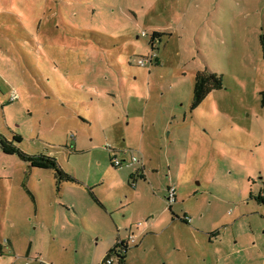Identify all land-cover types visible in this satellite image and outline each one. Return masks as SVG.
<instances>
[{"label":"rangeland","instance_id":"1","mask_svg":"<svg viewBox=\"0 0 264 264\" xmlns=\"http://www.w3.org/2000/svg\"><path fill=\"white\" fill-rule=\"evenodd\" d=\"M263 33L264 0H0V138L75 178L0 145V264H101L129 227L125 264H264Z\"/></svg>","mask_w":264,"mask_h":264},{"label":"trees","instance_id":"2","mask_svg":"<svg viewBox=\"0 0 264 264\" xmlns=\"http://www.w3.org/2000/svg\"><path fill=\"white\" fill-rule=\"evenodd\" d=\"M159 34H160L159 32H153V35H152L151 40H150V42L152 44H153L155 37L159 36ZM259 39H260V43H261L262 59L264 61V33L259 35ZM152 48H153V46H152ZM221 87H222V80H221V77L216 72H213V71H210L207 69L198 70L194 75V83H193L192 99H191V103H190V108L193 109L194 107H196L206 97V95L210 91H212L214 89H220ZM260 94H261V104L264 105V91H262ZM14 139L17 141H20L21 137L19 135H14ZM0 145H1L3 152H5V153H16L21 159L25 160L29 164V166H31V167L52 169L54 171L56 188H59L58 186L62 181H66V180L67 181H74L75 180L74 177L70 176L68 173H66L60 167V165L57 162V160L55 159V157H53L51 155L44 154V153H36V154L24 153L19 148H17L15 145H13V143L11 141H8L3 137L0 138ZM130 175H132V174H130ZM139 176L144 178L143 174H140ZM167 189H168V187H167ZM93 197H94V195H93ZM258 199L264 201V198L261 196L258 197ZM166 200H167V195H166ZM175 200H176V196H175ZM95 201L98 202V200L96 198H95ZM171 204L172 203L168 202V208L169 209L171 208ZM183 219L185 221H188L189 217L187 215H184ZM138 227H139L138 224H136L134 226L135 229ZM132 232L135 234L134 231H131V227H129L128 228V235ZM119 240L125 241V242H123V246L127 245V243H126L127 238H125V239L117 238L115 243L113 244V246L110 247L108 249V251L106 252L105 256L102 259L101 264H105V259H107L109 256H111V254L113 253V251L117 247ZM135 242H136V238H135L134 242H132L131 244H135ZM128 248H129V246L125 248L124 252H121L117 256L119 264H125V262H126L125 261V257H126L125 255H126V251ZM0 254H3L2 244H0Z\"/></svg>","mask_w":264,"mask_h":264},{"label":"built area","instance_id":"3","mask_svg":"<svg viewBox=\"0 0 264 264\" xmlns=\"http://www.w3.org/2000/svg\"><path fill=\"white\" fill-rule=\"evenodd\" d=\"M147 62V58H140L137 60V64L139 65H144ZM18 95L15 91L11 92L10 95V100H15L17 99ZM127 159L123 158V159H119L116 157V154L114 153L113 155H111V162L114 166H121L123 164V162H127ZM137 158L134 155H131L129 162H136ZM167 201L169 203H173L175 201V196H176V190L173 186H169L167 189ZM140 224L138 223V226ZM135 238H137V235L134 234L133 232L130 233L127 237L126 246H123V240H119L118 241V245L115 248V250L113 251V253L111 254V256H109L107 259H105V264H111L112 261L121 253L124 252L125 248L129 246V244H131L132 242H134ZM5 240V239H4ZM122 241V242H121ZM43 264H48L47 262L43 263Z\"/></svg>","mask_w":264,"mask_h":264},{"label":"crops","instance_id":"4","mask_svg":"<svg viewBox=\"0 0 264 264\" xmlns=\"http://www.w3.org/2000/svg\"><path fill=\"white\" fill-rule=\"evenodd\" d=\"M143 168V167H142ZM137 172V173H136ZM132 175H130L132 178H134L136 175H140L143 174L144 175V171H139L138 168H136L135 173H131ZM3 248V247H2ZM126 261V258H125Z\"/></svg>","mask_w":264,"mask_h":264}]
</instances>
